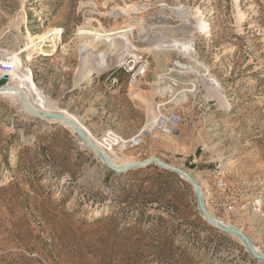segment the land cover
<instances>
[{"label":"rangeland","instance_id":"1","mask_svg":"<svg viewBox=\"0 0 264 264\" xmlns=\"http://www.w3.org/2000/svg\"><path fill=\"white\" fill-rule=\"evenodd\" d=\"M81 1L0 0V62L23 46L27 29H62L56 48L47 42L42 55L35 49L20 57L19 73L30 69L45 100L98 141L144 132L139 148L115 151L189 173L210 192L211 216L242 231L264 255V0H169L189 18V27L177 24L170 33L197 39V59L219 91L195 75L178 88L156 85L180 57L175 49L152 54L154 70L138 87L124 74L113 87L106 77L87 84L97 58L75 35ZM197 9L208 31L196 28ZM158 112L180 115L176 136L161 135L153 123L143 131ZM55 123L0 96V264H264L207 222L184 178L156 164L116 173ZM216 168L224 173L221 189Z\"/></svg>","mask_w":264,"mask_h":264},{"label":"built area","instance_id":"2","mask_svg":"<svg viewBox=\"0 0 264 264\" xmlns=\"http://www.w3.org/2000/svg\"><path fill=\"white\" fill-rule=\"evenodd\" d=\"M79 11L82 12V23L75 35L89 39L94 36L84 33L97 31L98 50L103 48L99 54L92 52L99 56L100 63L95 65L98 72L94 77L85 78L87 84L106 77L105 81L113 87L118 84L119 74L128 76L130 84H138L154 70L152 54L163 55L173 49L179 52L180 57L165 66L164 72L157 76L156 85L178 88L184 85L178 82L184 76L200 77L191 70L195 63L193 58L197 57L199 50L197 39L185 31L176 37L170 33L177 24L189 27L188 11L183 5L171 6L169 0H82ZM9 59L7 56L0 62V73L13 71V67L7 64ZM180 123L181 117L175 112H158L153 121L156 131L165 137L176 136ZM142 134L140 131L122 144L128 150H135L143 144ZM215 178L216 186L223 188L225 180L221 168H216ZM203 193L206 201L211 194L208 191Z\"/></svg>","mask_w":264,"mask_h":264},{"label":"bare ground","instance_id":"3","mask_svg":"<svg viewBox=\"0 0 264 264\" xmlns=\"http://www.w3.org/2000/svg\"><path fill=\"white\" fill-rule=\"evenodd\" d=\"M195 12H196L195 16L198 17V20H197L198 31L199 32H202V30L207 31L208 22L206 21V18L203 16V12L201 10L199 11L198 9ZM190 13H193V11ZM239 13L241 14V12H239ZM243 31H244L243 26L239 25L237 34H242ZM61 32H62V29L52 28L45 33L32 35L27 29L26 41L23 44V46L21 48H18V50L14 54L9 55L10 61L7 64H9L13 67V71L0 73V79L3 76L8 77L7 81H5L4 84H0V96L13 98L16 101H18L21 104V106H23L24 108H25L24 103L27 100V102L31 106V108H33L39 112H42V113H53V112L54 113H61V114L65 115L67 118L73 119L77 124L80 125V123L75 119V117L66 113L65 111H61V110L53 107V105L49 104V102H47L45 100V98L42 96V94L38 91V87H37V85L33 79V73L30 69H27L26 73H24V74L19 73L20 72L19 71L20 66H21L20 61H22L20 58L21 56L25 55L27 58H29L28 54L31 53L32 51H34L35 49L36 50L38 49L39 53L42 55L44 52L43 47L45 46V44L47 42L52 43V48H56L57 41H60L59 34ZM84 34H86L88 36H94V37H90L89 39H87V44H86L87 49L90 51L89 55L94 57V54H92V52L96 51V47H97L96 36L99 33L97 31L96 32L89 31V33H84ZM110 47L111 46L109 45L108 48H110ZM95 57L97 58V60L95 61V59H94V61H93L94 65L90 69H88V71L86 72V74H85L86 78H93L94 75L98 72L95 64H97V63L99 64L100 60H98V58H99L98 55H96ZM193 60L195 63H193V65L191 66L192 72L199 74L203 78H207L208 81L212 84L211 87L216 88L219 91L221 86L218 83V81L215 80L214 76L211 74V72L208 70V68H206L204 65L199 63L197 57L193 58ZM138 85H139V83L135 84V85L133 84V86H135V87H138ZM153 121H154V117L150 118V120L147 122V125L145 126L143 131H146L148 129L149 125L153 123ZM48 122H51V123L57 122L55 124L63 125V126L69 128L70 130L73 131V129H71V127H69L68 125H65L64 123H61L59 121L50 120ZM143 134H144V132H143ZM91 139H92L93 143L109 158V160L111 161V163L113 164V166L115 168H125L127 166H131V165H134L137 163V162H133L129 159H126L124 156L119 155L117 153V151H115V149H114L115 146L123 147L122 141H124V140H121L120 138L115 137V136L111 137L110 135L103 140L105 142L98 141L97 139H95L92 136H91ZM83 144L86 148L91 149L87 144H85V143H83ZM93 152L96 154V156H98L97 152H95V151H93ZM101 161L105 164L103 159H101ZM225 225H227V224H225ZM227 226H230V225H227ZM233 237H235V236H233ZM255 250L259 254H262L257 247H255Z\"/></svg>","mask_w":264,"mask_h":264},{"label":"water","instance_id":"4","mask_svg":"<svg viewBox=\"0 0 264 264\" xmlns=\"http://www.w3.org/2000/svg\"><path fill=\"white\" fill-rule=\"evenodd\" d=\"M7 79H8L7 76H3L0 80V84H4L5 81H7ZM24 105H25L26 110L29 111L30 114H32L33 116H35L37 118L47 120V121H50V120L59 121L61 123H64L65 125H68L69 127H71V129H73V131L81 138L83 143L87 144L93 151L97 152L99 158L104 160L106 166H108L112 171H114L116 173H125V172L132 170V169L145 168V167H148L152 164H156V165L160 166L161 168L169 170L171 172H174L177 175H179L181 178H184L191 186L194 187V189L196 191V198H197L198 207L201 211L202 216L207 220V222L212 227L219 230L220 232L227 234V235H230V236H235V238H237L241 243H243L245 248L249 251V253L251 254V256L254 259L264 262V255L259 254L255 250V247L253 246V244L247 239V237H245V235L243 234L242 231L237 230L231 226H227L223 222H220L211 216V214L206 209L204 193H203L201 186L195 181V179L189 173H187V172H185L179 168L168 165V164L164 163L159 158H153V159H150L147 161L137 162L136 164L131 165V166H127L125 168H115L113 166V164L111 163V161L109 160V158L93 143L89 134L83 129V127H81L79 124H77L73 119L67 118L65 115H63L61 113H54V112L53 113H42V112H39V111L31 108V106L28 104L27 100L25 101Z\"/></svg>","mask_w":264,"mask_h":264}]
</instances>
